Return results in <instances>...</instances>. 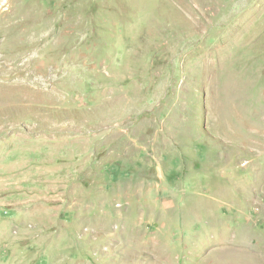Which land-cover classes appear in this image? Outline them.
Listing matches in <instances>:
<instances>
[{
	"label": "rangeland",
	"instance_id": "obj_1",
	"mask_svg": "<svg viewBox=\"0 0 264 264\" xmlns=\"http://www.w3.org/2000/svg\"><path fill=\"white\" fill-rule=\"evenodd\" d=\"M0 264H264V0H0Z\"/></svg>",
	"mask_w": 264,
	"mask_h": 264
}]
</instances>
